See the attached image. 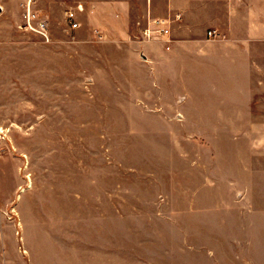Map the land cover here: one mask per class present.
Segmentation results:
<instances>
[{
	"label": "rangeland",
	"instance_id": "1",
	"mask_svg": "<svg viewBox=\"0 0 264 264\" xmlns=\"http://www.w3.org/2000/svg\"><path fill=\"white\" fill-rule=\"evenodd\" d=\"M4 1L0 42L34 59L0 65V264H264V125L211 119L216 80H162L137 14L86 6L73 28L77 0ZM27 1L49 37L21 26ZM234 25L200 39L205 75L236 72L216 45Z\"/></svg>",
	"mask_w": 264,
	"mask_h": 264
},
{
	"label": "crops",
	"instance_id": "2",
	"mask_svg": "<svg viewBox=\"0 0 264 264\" xmlns=\"http://www.w3.org/2000/svg\"><path fill=\"white\" fill-rule=\"evenodd\" d=\"M77 1L83 5V9L78 11L79 18V13L85 11L86 6L90 16L96 15V13L103 14L106 9H109L110 20L116 23L119 18L126 21L132 20L137 14L141 18V22L145 23L141 33L146 26H154L155 18H167L166 26L169 31L158 36L162 38L155 37V43L150 41L151 39L142 41L140 53L143 55L145 63L155 65L156 73L162 67L164 70L171 66L173 72L163 77L164 81L185 82L188 75L190 82H194V80L206 81L207 78L211 82L213 80L219 82V86L212 84L210 93L206 94L207 99L212 92L215 91L214 93L217 94L216 99L209 100L206 114L211 119L217 120L219 124L264 125V109H256L261 103L264 104V101L260 100L258 103H254L256 99H264V41H261L264 39V0ZM12 3L14 10H17L16 13L20 16V12H18L21 6L20 0H12ZM4 6L5 1L0 0V10ZM98 16V18H103L101 15ZM23 22L20 23L21 26ZM81 22L83 24L82 20ZM234 23L236 24V41L220 42L216 45L220 49L230 48L237 51L236 72L231 68L229 73L223 71L205 75V71L208 70L196 62L199 58L205 61V58L201 54L199 55L198 49L199 46L208 43H201L200 39H203L211 28L216 29L217 33H223L220 26H227L225 30L232 33ZM11 24L10 29L16 28L12 21ZM102 27V25H98L94 29L97 33L105 36ZM11 46L19 50L13 59H9V53L6 52L11 49ZM32 49L35 50V47L33 46ZM26 55L29 60L34 59L31 56L30 44H28V53H26L20 44L0 42V65H6V60L9 59L8 64L13 61L12 64L20 67L25 65L23 59ZM212 71L214 70L212 69Z\"/></svg>",
	"mask_w": 264,
	"mask_h": 264
},
{
	"label": "built area",
	"instance_id": "3",
	"mask_svg": "<svg viewBox=\"0 0 264 264\" xmlns=\"http://www.w3.org/2000/svg\"><path fill=\"white\" fill-rule=\"evenodd\" d=\"M26 9L24 12V22L22 23V26L37 32H40L46 37H49L48 32V20L42 16L36 11H33L31 8L30 2L27 1L25 3ZM78 9H83V5L81 3H78L77 7L72 6L66 11L67 20L70 23V26L75 28L81 26L82 22L78 17ZM168 22L167 18L164 17H158L154 19V26H146L143 29V33L145 34L146 38H155L158 37L161 34H164L169 31V28L166 26V23ZM208 33L210 35L216 34V29H209ZM100 36H103L102 34H99ZM1 150V145H0Z\"/></svg>",
	"mask_w": 264,
	"mask_h": 264
}]
</instances>
